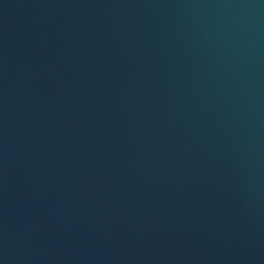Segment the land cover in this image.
Instances as JSON below:
<instances>
[{
  "label": "water",
  "instance_id": "water-1",
  "mask_svg": "<svg viewBox=\"0 0 264 264\" xmlns=\"http://www.w3.org/2000/svg\"><path fill=\"white\" fill-rule=\"evenodd\" d=\"M0 264H264V0H0Z\"/></svg>",
  "mask_w": 264,
  "mask_h": 264
}]
</instances>
